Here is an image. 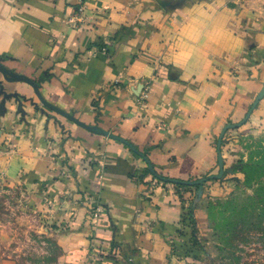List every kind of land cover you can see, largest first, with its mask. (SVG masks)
Returning a JSON list of instances; mask_svg holds the SVG:
<instances>
[{"label": "crops", "instance_id": "0c3cea01", "mask_svg": "<svg viewBox=\"0 0 264 264\" xmlns=\"http://www.w3.org/2000/svg\"><path fill=\"white\" fill-rule=\"evenodd\" d=\"M0 65V189L61 264H203L225 138L264 132V0H0Z\"/></svg>", "mask_w": 264, "mask_h": 264}, {"label": "rangeland", "instance_id": "374dc122", "mask_svg": "<svg viewBox=\"0 0 264 264\" xmlns=\"http://www.w3.org/2000/svg\"><path fill=\"white\" fill-rule=\"evenodd\" d=\"M222 152L198 240L203 264H264V132H230ZM25 205L20 192L0 189L5 264H61L57 239L42 231L37 213Z\"/></svg>", "mask_w": 264, "mask_h": 264}, {"label": "trees", "instance_id": "16d2710c", "mask_svg": "<svg viewBox=\"0 0 264 264\" xmlns=\"http://www.w3.org/2000/svg\"><path fill=\"white\" fill-rule=\"evenodd\" d=\"M184 200H185L184 202H187V203L190 204V202L193 200V197H192V196H189L188 199L185 198ZM192 212H193V208H190V211L188 212L190 219L192 218V216H190V214H192ZM190 224H191V226H192V228H193V229H192V233H193V235H194L193 237H194L195 242H196V241H197V240H196L197 237H196V235H195V234H196L195 226H193L194 223H193L192 221H191ZM196 243H197V242H196ZM196 243H195V244H196ZM199 246H200V245H199ZM106 258L109 259V260H111V261H115V262L118 261L115 252L109 253V255H107Z\"/></svg>", "mask_w": 264, "mask_h": 264}, {"label": "water", "instance_id": "95a60500", "mask_svg": "<svg viewBox=\"0 0 264 264\" xmlns=\"http://www.w3.org/2000/svg\"><path fill=\"white\" fill-rule=\"evenodd\" d=\"M0 69L4 70L3 67L0 65ZM201 182L195 183V184H200Z\"/></svg>", "mask_w": 264, "mask_h": 264}, {"label": "built area", "instance_id": "2783aa9c", "mask_svg": "<svg viewBox=\"0 0 264 264\" xmlns=\"http://www.w3.org/2000/svg\"><path fill=\"white\" fill-rule=\"evenodd\" d=\"M145 97H147V96H145ZM94 255L96 256V254L94 253Z\"/></svg>", "mask_w": 264, "mask_h": 264}]
</instances>
